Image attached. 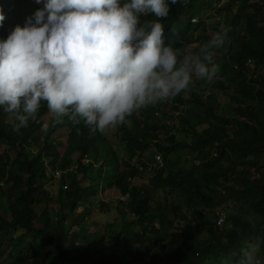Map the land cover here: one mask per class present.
I'll use <instances>...</instances> for the list:
<instances>
[{"label":"trees","instance_id":"1","mask_svg":"<svg viewBox=\"0 0 264 264\" xmlns=\"http://www.w3.org/2000/svg\"><path fill=\"white\" fill-rule=\"evenodd\" d=\"M159 19L179 57L227 27L219 71L134 111L117 141L108 128L54 118L43 102L21 127L0 110L1 264H237L249 243L264 255V0H177ZM155 153L163 161L149 183L129 180L140 173L128 158L148 169ZM111 187L125 200L105 201ZM98 207L116 216L97 221Z\"/></svg>","mask_w":264,"mask_h":264},{"label":"clouds","instance_id":"2","mask_svg":"<svg viewBox=\"0 0 264 264\" xmlns=\"http://www.w3.org/2000/svg\"><path fill=\"white\" fill-rule=\"evenodd\" d=\"M32 3L39 8L32 17L18 15L31 12ZM176 3L0 0V110L21 127L43 102L54 118L67 116L91 133L104 132L126 122L136 110L171 101L194 78L211 81L219 71L214 51L226 44L229 29L220 28L198 52L179 57V50L164 42L159 19L167 17L169 5ZM141 17L155 19L141 22ZM154 157L148 169L136 164L140 174L129 180L136 183L141 175L145 182L137 183L148 184L152 166L163 161L159 153ZM89 159L84 157L85 162ZM76 168L55 170L54 175ZM237 264H264V255L249 243L241 248Z\"/></svg>","mask_w":264,"mask_h":264},{"label":"rangeland","instance_id":"3","mask_svg":"<svg viewBox=\"0 0 264 264\" xmlns=\"http://www.w3.org/2000/svg\"><path fill=\"white\" fill-rule=\"evenodd\" d=\"M227 101V99H226V97L224 96V95H222V96H220V100H219V103H221L222 104V102H226ZM168 119H169V117H168ZM154 120L155 121H157V122H159L161 125H163V126H165L166 125V121H167V119H163V118H161L160 116H158V117H154ZM168 121H172V119L170 118ZM109 129V139H110V141H113V142H115V141H117L118 139L115 137V136H118V138H120V124H117L116 126H114V127H109L108 128ZM58 133L63 137V139H66V137H67V134L69 133V129H68V127L67 126H65L64 128H62L61 130H59L58 131ZM118 147L123 151L124 149H126L127 150V146H126V144H124V143H119L118 144ZM32 148V151H36L37 150V148L36 147H31ZM34 153V152H33ZM128 158V157H127ZM129 160H131V161H133L134 163H136V164H141L140 163V159L137 157V156H134L133 158H128ZM51 174V173H50ZM55 178H56V176H55ZM137 178H140V179H137L136 180V183L137 182H140V183H144L145 182V177H143V176H141V175H139ZM103 194V196H104V198L103 199H107V198H115V197H120L121 195H120V193L118 192V191H116L115 190V187H111V188H109V189H107L106 190V192H105V194L104 193H102ZM91 216H93V219H96L97 221H101V222H105V221H107V220H109V219H111L112 217H114V216H116V212H112V213H109V214H106L105 212L103 213V211H101V209L98 207L97 209H96V211L91 215ZM90 217V216H89ZM86 221H87V223H89V230H93L94 229V224H93V221H92V219H90V218H87L86 217ZM43 260L44 259V256L42 255L41 257H40V259H39V261L40 260ZM1 264V263H0ZM3 264H5V263H3ZM233 264H235V263H233Z\"/></svg>","mask_w":264,"mask_h":264},{"label":"built area","instance_id":"4","mask_svg":"<svg viewBox=\"0 0 264 264\" xmlns=\"http://www.w3.org/2000/svg\"><path fill=\"white\" fill-rule=\"evenodd\" d=\"M223 220H224V216H223V214H222V215H220V217H219V219H218V223H221Z\"/></svg>","mask_w":264,"mask_h":264}]
</instances>
